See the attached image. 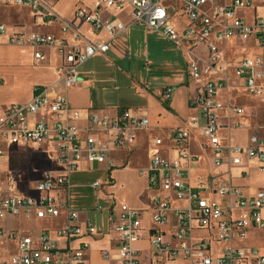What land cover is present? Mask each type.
I'll list each match as a JSON object with an SVG mask.
<instances>
[{
	"label": "built area",
	"instance_id": "1",
	"mask_svg": "<svg viewBox=\"0 0 264 264\" xmlns=\"http://www.w3.org/2000/svg\"><path fill=\"white\" fill-rule=\"evenodd\" d=\"M264 4V0H263ZM28 7L36 20L43 23L57 22L64 35L41 31L9 30L0 21V38L5 43L31 47L34 61L46 59L45 49L59 52L57 80L51 84H38L31 99L25 103H11L0 110V160L8 152V160L17 151V146L30 143L45 146L46 158L52 157L50 168L43 169L35 184L20 189L21 175L9 168L0 170V220L24 216L37 219H55L65 216V223L56 228H39L31 232L6 229L0 225V238L15 241V249L7 256H0V264H86L90 246L79 242L84 236H93L96 226L89 220L83 227L79 223V210L70 203V174L80 162L107 164L110 170L112 146L129 148L140 132L150 127L148 114L138 108H122L114 115L100 114L96 110H82L71 106L68 90L82 81L80 67L88 59L110 50L111 41L136 24L153 30L173 42L186 58L190 80L199 81L188 103L199 111L203 120L202 138L214 153L215 163L225 161L241 164L244 159L257 160L264 176V137L258 133L250 136L247 145L223 146L219 134L221 125L215 112L216 96L228 88V75L217 79L207 78L220 69L222 56L219 44L223 41L255 38L264 42V16H255L249 22L240 11L254 9L255 0H96L93 7L76 6L72 19L56 15L47 6L46 0H0V6ZM131 8V20H104L103 9ZM87 23L95 33L105 31L108 40L85 39L81 25ZM205 48V56L198 51ZM235 77L243 81L246 92L264 96V52L252 57H243L233 66ZM3 79L0 77V82ZM242 88L237 87V91ZM174 88H163L160 95L170 99ZM238 114L242 108L234 107ZM196 118L191 122L195 123ZM236 126H242L237 123ZM230 128V127H228ZM191 138L188 127H178L168 136L171 147L179 158H187L186 145ZM165 139L151 134L148 139L150 157L148 177L153 189L173 193L187 204L173 208L170 200L155 197L153 204L154 223L158 226L169 220V212L177 218L176 243L162 238L159 226L150 233L154 257L157 262L181 257L189 264H264V251L256 247H238L230 242L242 238L252 228H264V188L247 197L238 186L221 185L217 192L226 200L220 201L205 193L203 187L194 189L183 177L178 163L163 154ZM95 180L91 186L102 190L110 186ZM113 199L109 208L111 222L119 233L118 256L121 264H141L139 250L134 244L141 238L142 210L121 204L116 214L117 202ZM102 210L101 204L97 205ZM196 230H206L208 235L198 241L192 240ZM225 242L217 252L212 241ZM105 257L109 256L104 251Z\"/></svg>",
	"mask_w": 264,
	"mask_h": 264
},
{
	"label": "crops",
	"instance_id": "2",
	"mask_svg": "<svg viewBox=\"0 0 264 264\" xmlns=\"http://www.w3.org/2000/svg\"><path fill=\"white\" fill-rule=\"evenodd\" d=\"M96 0H46L47 6H49L52 11L58 15L61 18L64 19H72L74 16V10L76 6H84V7H93L95 5ZM255 6L256 8L247 9L251 10L250 16L246 19L247 21L251 22L255 16H264V4L263 0H255ZM1 7H14V8H25L30 12V15L32 16V19L35 23H37V26H51L53 27L52 31H47V33H53L56 35V37H61L64 35L63 30L61 29L60 24L57 22H46L43 23L40 20H35L33 17L32 11L28 7H18L14 5H6ZM245 11V10H242ZM131 8L125 7L121 10H116L114 8H108L103 9L101 11V16L104 20H111V19H118L122 22H129L131 20ZM243 15V14H242ZM18 20V19H17ZM2 21V20H0ZM20 21V20H19ZM22 23V21H21ZM24 26V25H21ZM140 27H143L146 34L149 33H157L153 30L147 29L144 26L138 25ZM81 30L85 33L84 38L89 40H108L109 34L105 31H102L100 33H95L92 31L91 26L87 23H83L81 26ZM136 27V24L132 25L128 31L121 34L119 37L111 41V47L108 51L111 55L115 57H119V49L121 47V42L119 38L123 36L124 34H131V30ZM9 28V27H8ZM9 30H13L10 29ZM20 31H26L23 29H20ZM30 31H39L37 29L31 28ZM43 32V31H41ZM160 37H162L167 43L173 44L177 49H179L173 42L165 38L164 36L157 33ZM258 46H262L261 49L255 54H262L264 52V42L263 44H258L257 40L255 39ZM0 44L9 45L4 42H0ZM16 46H12V48H15ZM19 47V46H17ZM33 58H34V51L33 48L29 47ZM166 50H164L163 54L166 57L162 61H151L152 66L156 65H168V66H175L180 67L182 66V72L181 71H175L173 74L176 77L173 84L175 85L174 91L172 93V96L169 99V105L171 110L166 109L163 106V101L160 98V89H141V92L139 94L143 97V100L141 101L142 104L139 107H132V108H140L142 111L146 112L149 116V118H152V122L156 126L155 128H161L162 133H167L168 136L171 132L176 130L177 128L171 129L169 132L167 131V128L160 124V120H164L166 117H177L182 120V104H184V107H186V110L191 109L193 111H197L196 115H192L190 118L184 120V126L188 127L191 131V138L189 142L186 145L185 151L188 154L187 158H179L176 154V152L170 148L171 143L167 139H165V144L163 145V154L164 156L171 160L178 163V166L181 169L182 175L185 178V180L194 188L198 189L203 187L205 189V193L212 196L213 198L217 199L222 203L223 206L226 204V200L219 195L217 192L218 188L223 184H231L234 186H238L245 196L250 197L253 196L260 188H264V176L262 175V172L260 170V166L257 160L254 159H244V161L241 164H230L229 162L225 161L224 163L218 165L215 163L214 160V153L212 148L209 146V144L202 138V132H201V125L203 123V120L200 116V113L198 110H195L194 108L187 106L188 100L190 95L194 92L196 86L199 84L192 82L193 80H190L188 73H187V66H186V58L183 54V52L180 51V58L173 59L174 55L168 51V48L164 46ZM46 55L48 56L46 59H50L53 57V63H48L46 67L52 71V76L50 78L42 77V81L34 80L30 82L29 85V94L26 98V100L22 102L17 103H25L28 102L33 94V89L38 84H51L54 83L58 76H57V66L60 63V55L59 52L54 49H45ZM101 54L103 56H107V53ZM147 57L150 56L148 52H146ZM254 55V54H253ZM254 55V56H255ZM169 56L171 59H168ZM108 57V56H107ZM0 58H3V53H0ZM222 64H224L225 60L222 56ZM45 60V59H44ZM43 61V60H42ZM40 63V62H35ZM236 64V62H235ZM233 67V66H232ZM223 73H217L221 74L220 76H217V78L222 77L224 75H228V79L233 77L240 81V85H236L235 88L231 87L228 84V88L222 89L221 91H230L231 89L237 94H247L254 98H259L264 102V96H254L243 90L244 85L243 81L235 77L234 71L232 70V75H230L231 72H228L226 74L225 68ZM222 69V70H223ZM221 70V66L220 69ZM94 72L90 70L81 71L80 70V76L82 77V81L70 88L68 90V98L69 95H72L74 99L76 100V97H82L85 99L84 103L75 102L74 104L71 103V100H69L70 104L74 108H79L84 110H96L100 114H108L111 116L116 115L119 110L122 108L120 107H103L100 105L101 103H94V99L92 98V91L97 88V84L100 80L95 79V77H89L90 75H93ZM213 75V74H212ZM1 77V76H0ZM3 79V78H2ZM213 79V78H212ZM6 87L5 82H2L0 84V89H3ZM237 87L242 88V90L237 91ZM231 90V91H232ZM147 91V92H146ZM219 91V92H221ZM218 92L216 96V100L220 98L221 94ZM227 95V94H226ZM155 97H158L159 100H156ZM70 99V98H69ZM99 102V101H98ZM8 102L2 101L0 102V110L5 109L10 104ZM226 107L228 111L235 115V116H243L245 113V106H241L238 104H233L232 106L230 104H223L216 102V107ZM215 107V112L217 111V108ZM234 107L242 108L243 112L241 114H238L234 111ZM126 108V107H125ZM155 115L156 120H155ZM217 115V114H216ZM192 118H196L197 121L195 123L191 122ZM155 122H154V121ZM218 120V119H217ZM151 121V119H150ZM242 123L241 120L235 119L234 124H229L227 122H218L221 127L219 130V134L222 138V144L223 146L230 145H247L249 142L250 136L253 133H258L260 136L264 137V121L262 123H251L249 120L245 119V124H248V127L251 132L249 135L248 142L246 144H236L232 142L231 140H227L226 131L233 130V125H236L237 123ZM243 124V123H242ZM244 124V125H245ZM151 127V122H150ZM147 128L146 130H143L139 133L137 141L131 145L129 148H116L112 146L111 154H110V163L111 168L110 170L107 169V164H94L90 165L88 162L82 161L80 162L78 168L73 172H89L92 173L94 176H96L95 180H100L102 182H106L110 176L111 178V184L110 186H105L102 190H96L95 196L102 201L101 206L102 210H96L100 215H94V218H90L88 216V211L84 209H80L78 207H75L79 210V223L84 227L86 225L87 220L91 221L96 226V233L93 236H84L79 241L75 242L74 245H78L79 242H86L90 246L89 252L86 254V264H121L119 256H118V237L119 233L115 229V225L111 222V213L109 211V208L111 207L112 203L114 202L111 198H106L105 194H110L111 197L115 198V201L117 202V205L115 207L116 214H119V207L121 204H127L131 208L140 209L142 210V228L140 231L141 238L135 242L134 246L139 250V258L141 260V264H189L188 262L182 260L181 257H178L175 260H167L164 258V262H157L156 258L154 257V250L150 241V233L154 230V228H157L159 226L160 232L162 234L163 240L166 242H170L172 244L176 243L175 239V233H176V226H177V218L174 215L173 212H169V220L161 225H156L153 220V216L155 214V207L153 204V199L155 197H161L170 200L171 205L173 208H178L185 206L187 204L186 200H180L177 199L173 193L167 192L165 190H157L153 189L149 184V177H148V169H149V163H150V157L148 154V139L149 136L153 133V130L151 128ZM230 127V128H228ZM148 131V133H145ZM231 133V132H230ZM154 134V133H153ZM144 146L146 150V157H147V164L138 166L133 161L134 155H131L132 152H134L138 147ZM123 150L126 151L125 156L121 158H115V153L123 152ZM43 155V153H42ZM131 155V156H130ZM205 155H208L211 157L213 161V170H209L203 166L200 165V160H202ZM130 156L126 159V157ZM5 159V156H3L0 160L1 161ZM6 160V159H5ZM10 166L11 162L9 161ZM138 164V162H137ZM220 172L221 175L218 177V173ZM72 173V172H71ZM103 174L105 179H100L98 177L99 175ZM224 174L225 177H222ZM70 178V176H69ZM92 181V182H94ZM142 181H144V184H142ZM91 182V183H92ZM90 183V186H91ZM72 187V185H71ZM92 187V186H91ZM93 188V187H92ZM73 207V206H72ZM264 215V211H263ZM20 217V216H19ZM10 218H17L18 222H20L21 219L31 220V219H37V218H18L13 216L5 217L1 220L8 221ZM47 224L43 225L40 228H56L65 223V216L62 215L59 218L55 219H47ZM1 226H3L6 229H13L17 231H27L31 232L36 229L33 228H18L19 226H9L8 223L2 222L0 223ZM260 231H264V228H252L250 229L246 235L239 239H234L230 243L234 246L238 247H256L260 250L264 251V237L260 236L258 233ZM208 233L206 230H196L192 234V240L198 241L202 237L207 236ZM221 244V245H219ZM227 243L225 242H217L212 241V247L217 252L218 249H220L222 246H225ZM218 245V246H217ZM104 251L109 252V256L105 257L103 255ZM3 250L0 246V256L2 254ZM3 257V256H1Z\"/></svg>",
	"mask_w": 264,
	"mask_h": 264
},
{
	"label": "rangeland",
	"instance_id": "3",
	"mask_svg": "<svg viewBox=\"0 0 264 264\" xmlns=\"http://www.w3.org/2000/svg\"><path fill=\"white\" fill-rule=\"evenodd\" d=\"M240 12L248 18L251 10L247 11L246 9L245 11ZM0 20L13 30L23 29L30 31L31 28L43 32L53 30V27L51 26H37V23L33 21L30 12L25 8H6L0 6ZM119 40L121 42V47L118 53L120 54L118 55L119 57H115L108 52V57L103 55L94 56L88 59L80 67L81 71H93L94 74L89 77H95V79L100 80L97 84V88L92 91L94 103H101L100 105L103 107H139L143 100V97L139 94L141 89H160V91H162L163 88L167 86L175 87L173 82L176 77L173 73L175 71L182 72V66H152L150 63L151 61H162L164 58L166 59L163 54L164 50H166L164 46L174 55L173 59L181 60L179 49L173 44L167 43V41L157 33L146 34L143 27L138 25L131 30L130 35L124 34ZM0 42H4V38H0ZM12 46L16 45L0 44V53H3V58H0V76L3 78V81H1L0 84L2 82H5L6 84L5 88L0 89V102L5 101L8 102V104L26 100L29 94L30 82L34 80L42 81V77L50 78L52 76V71L48 69L46 65L48 63H53V57L49 60L45 59L40 63H35L29 47L16 46L15 48H12ZM261 47L262 46L257 45L255 38L253 37L248 40L234 39L232 41L221 42L218 51L219 54L224 57L225 62L221 65V70L217 73H223V68H225L226 74L231 72L230 75H232V66L235 65V62H238L245 56H254ZM198 51L201 53L203 52L202 54L205 56L204 47H199ZM146 52H148L150 56L147 57ZM167 57L168 59H171L169 56ZM212 74H205L204 76L216 79L217 76L221 75L216 73ZM192 82L197 84L200 83L196 80H193ZM226 83L233 88H235L236 85L241 84L239 80L233 77L229 78L225 84ZM231 90H223L219 92L221 96L216 102L221 103L222 101L223 104L226 105L228 103L231 106L233 104L245 106V113L243 116L237 117L231 114L226 107L217 106V119L219 123L227 122L229 124H234L235 119L241 120L243 123L242 126L233 125L232 131L227 130L225 132L227 135L226 138L228 141L231 140L236 144H246L251 130L246 127L248 124H245L244 120L247 119L251 123H262L264 121V102L259 98L251 97L245 93L237 94V92ZM69 98L72 104L79 101L84 103L85 101L82 95H80L79 98L76 97V100L72 95H69ZM155 98L156 100H159L158 97ZM160 98L164 100L161 95ZM187 106L190 105L188 104ZM196 114L197 111H193L192 109L191 111H187L184 104H182V120L177 117H166L164 120H160V124L166 127L169 132L174 128L185 127L184 120ZM156 116L157 115L154 117L155 120ZM150 119V128L153 130V133L155 135L160 134L163 138L167 139L168 134L162 133L160 127L155 128L156 126L152 122L151 117ZM145 133H148V131ZM16 150L17 151H15L10 157L11 169H13L16 174L21 175L22 183H20V189L25 190V184L26 186L30 183L34 185L36 182L35 179L39 177L40 172L43 169L51 167L49 163L52 161V157L46 158L45 155H42V150L47 152L45 146L33 143L17 146ZM125 153L126 151L123 150V152L115 153L114 157H124ZM8 155V152L5 151L4 156L6 160L3 159L1 161L0 170L9 168ZM131 155H134L133 161L136 165L140 166V164H147V154L143 145L138 147ZM130 156L126 157V159ZM200 165L211 171L214 168L213 161L208 155H205V157L200 160ZM216 174H218V177L221 176L219 175L221 174L220 172ZM222 175V177H225L224 174ZM98 177H100V179H105L103 174ZM95 178L96 176L89 172L77 171L70 174V183L72 185L70 188V203L73 207L76 206L80 209L87 210L90 218H94V215H100L96 210L97 205L102 203V201L95 196L96 190L90 186V183L94 181ZM142 184H144V181H142ZM18 218H23V216ZM2 222L8 223L9 226L18 225V228L23 229H39L47 224L48 221L47 219H21L20 222H18L17 218H10L8 221L0 220L1 224ZM258 234L264 237V231H260ZM0 246L3 250L1 256L5 257L15 249L16 244L13 239L3 236L0 238Z\"/></svg>",
	"mask_w": 264,
	"mask_h": 264
},
{
	"label": "trees",
	"instance_id": "4",
	"mask_svg": "<svg viewBox=\"0 0 264 264\" xmlns=\"http://www.w3.org/2000/svg\"><path fill=\"white\" fill-rule=\"evenodd\" d=\"M163 106L166 107L168 110H171L170 105H169V99H166L163 101Z\"/></svg>",
	"mask_w": 264,
	"mask_h": 264
}]
</instances>
